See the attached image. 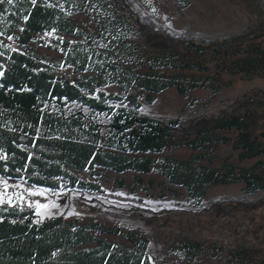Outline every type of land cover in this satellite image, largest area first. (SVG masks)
Returning <instances> with one entry per match:
<instances>
[{
    "label": "trees",
    "instance_id": "trees-1",
    "mask_svg": "<svg viewBox=\"0 0 264 264\" xmlns=\"http://www.w3.org/2000/svg\"><path fill=\"white\" fill-rule=\"evenodd\" d=\"M79 12L93 25L91 30L77 26L73 15ZM139 31L120 0H0V35L15 38L20 47L12 48L0 39V58L5 62L0 65V177L53 189L61 181L69 187L99 189L97 184L81 180L78 173L99 176L103 169L136 173L156 169L170 184L183 186L194 203L213 184L243 182L245 192L264 186V174L257 170L264 169V161L251 168L226 165L223 169L203 163L212 162L217 145L229 140L218 136L217 131L224 129L237 131L235 146L243 149L241 156L264 154L263 145L250 138L248 114L200 125L193 130L194 138L186 133L175 141H171L172 132L180 124L179 118L163 122L139 114L142 91L152 103L154 93L168 86L175 85L187 95L197 85L187 76L183 81L169 79L165 69H206L182 60L173 49L143 51ZM52 32L76 36L56 45L62 52L58 64L72 67L77 74L73 79L56 74L43 57L27 49L32 42H41L39 33ZM190 47L198 52L206 49L194 42ZM240 64L246 72L264 76V52ZM143 67L146 69L141 70ZM108 85L119 88V94L109 98L122 99L126 106L107 103L99 88ZM131 87L140 92L129 94ZM261 120L264 123V117ZM179 145L201 151L188 159L157 155ZM262 205L264 198L236 202L233 210H255ZM32 214L0 206V264H152L147 255L149 239L142 234L66 221L62 216L36 222ZM93 231L120 233L131 245L96 237ZM88 241L96 245L77 247ZM172 251L193 254L202 247L182 242Z\"/></svg>",
    "mask_w": 264,
    "mask_h": 264
},
{
    "label": "rangeland",
    "instance_id": "rangeland-1",
    "mask_svg": "<svg viewBox=\"0 0 264 264\" xmlns=\"http://www.w3.org/2000/svg\"><path fill=\"white\" fill-rule=\"evenodd\" d=\"M120 2L138 23V40L143 51L173 49L182 60L197 62L206 68L165 69L169 79L183 81L187 76L195 79L197 85L187 95L180 93L175 85L168 86L154 93L152 103L145 100L146 91H142L139 114L163 122L179 118L180 124L172 132L171 141H175L186 133L194 138L193 130L200 125L246 113L250 119V138L254 137L264 147L261 134L264 123L260 121L264 117V76L250 74L240 66L243 59L264 52V0ZM73 19L86 31L93 27L81 12L74 14ZM38 37L41 42H32L27 49L43 57L56 74L70 79L77 76L72 67L58 64L62 52L56 48L61 39L76 36L52 32L39 33ZM0 39L20 49L15 38L0 35ZM213 40L217 43L209 44ZM193 42L206 49L194 51L190 47ZM4 64L0 58V65ZM99 90L106 95L109 105H127L122 99L109 98L111 94H119L116 85ZM139 92L136 87L128 90L129 94ZM217 133L229 140L217 145L212 162L203 163L223 169L226 165L251 168L264 161V154L241 156L240 147L235 146L236 130L224 129ZM200 151L179 145L165 148L157 155L188 159ZM257 170L264 174L262 167ZM78 176L97 184L99 189L69 187L65 181L53 189L0 177V206L30 210L36 222L62 216L66 221L80 220L142 234L149 239L147 255L152 264H264V205L255 210H233L236 202L246 204L263 199L264 186L245 192L243 182L213 184L203 199L194 203L183 186L170 184L156 169L149 173L103 169L99 176L89 171L79 172ZM38 195L49 198L51 205L47 209L33 202ZM92 233L116 244L131 245L120 233ZM182 242L199 243L202 251L193 254L172 251ZM94 245L96 242L88 241L77 247Z\"/></svg>",
    "mask_w": 264,
    "mask_h": 264
},
{
    "label": "bare ground",
    "instance_id": "bare-ground-1",
    "mask_svg": "<svg viewBox=\"0 0 264 264\" xmlns=\"http://www.w3.org/2000/svg\"><path fill=\"white\" fill-rule=\"evenodd\" d=\"M32 200L37 205H39L41 208H43L44 206H46L44 208L47 209L51 205V202H50L49 198H47L46 196H43V195L35 196Z\"/></svg>",
    "mask_w": 264,
    "mask_h": 264
},
{
    "label": "crops",
    "instance_id": "crops-1",
    "mask_svg": "<svg viewBox=\"0 0 264 264\" xmlns=\"http://www.w3.org/2000/svg\"><path fill=\"white\" fill-rule=\"evenodd\" d=\"M257 106V105H256ZM140 115H142V114H140ZM142 116H145V117H149V118H152V119H156V120H160L159 118H154V117H150V116H148V115H142ZM220 119V118H219ZM254 137H252L251 139H253ZM259 140V139H258ZM217 150V149H216ZM241 151H243V149L242 148H240L239 150H238V152H241ZM175 158H179V157H175ZM181 159H185V158H181Z\"/></svg>",
    "mask_w": 264,
    "mask_h": 264
},
{
    "label": "snow or ice",
    "instance_id": "snow-or-ice-1",
    "mask_svg": "<svg viewBox=\"0 0 264 264\" xmlns=\"http://www.w3.org/2000/svg\"><path fill=\"white\" fill-rule=\"evenodd\" d=\"M8 2L10 3V2H11V0H8ZM44 207H46V206H44Z\"/></svg>",
    "mask_w": 264,
    "mask_h": 264
}]
</instances>
